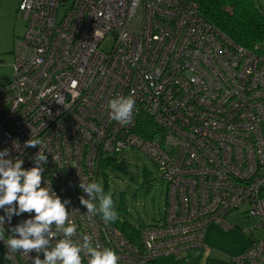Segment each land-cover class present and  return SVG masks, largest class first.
<instances>
[{
	"label": "built area",
	"instance_id": "obj_1",
	"mask_svg": "<svg viewBox=\"0 0 264 264\" xmlns=\"http://www.w3.org/2000/svg\"><path fill=\"white\" fill-rule=\"evenodd\" d=\"M19 11L27 30L13 79L0 86V151L27 170L40 147L26 141H43L41 186L70 201L74 239L89 235L93 246L113 249L118 264L168 256L187 264L199 250L209 257L207 229H232V212L258 218L264 229V54L206 21L200 0H23ZM133 90V121L121 126L109 101ZM129 148L168 183L164 217L138 229L137 244L79 200L88 198L80 176L98 182L102 159ZM29 216L5 218V239ZM36 255H9L0 241L7 264H33ZM230 262L264 264V237Z\"/></svg>",
	"mask_w": 264,
	"mask_h": 264
},
{
	"label": "clouds",
	"instance_id": "obj_2",
	"mask_svg": "<svg viewBox=\"0 0 264 264\" xmlns=\"http://www.w3.org/2000/svg\"><path fill=\"white\" fill-rule=\"evenodd\" d=\"M134 90L128 96H117L109 101L110 118L121 126H127L133 121L135 108ZM43 141L29 139L25 147H40L34 157V167L24 169L20 158L9 159L8 149L0 151V241L9 249V255L20 253L29 256L35 251L33 264H118L119 257L111 248H102L99 244L93 246L89 235L77 236V225L70 219L71 212L66 205L69 200H63L43 180V165L47 156L41 150ZM80 189L87 194L79 197L80 204L85 206L90 216L99 215L107 225L119 219L113 198L105 194L102 185L96 181L87 182L80 176ZM30 214L29 218L11 227L5 239V218L10 224L13 216ZM57 234L63 238L55 240ZM55 241V243H53ZM43 253V259L40 254Z\"/></svg>",
	"mask_w": 264,
	"mask_h": 264
},
{
	"label": "rangeland",
	"instance_id": "obj_3",
	"mask_svg": "<svg viewBox=\"0 0 264 264\" xmlns=\"http://www.w3.org/2000/svg\"><path fill=\"white\" fill-rule=\"evenodd\" d=\"M23 0H0V86L13 79L14 51L16 44L26 34L27 23L23 19L20 4ZM264 13V0H254ZM113 37L109 36L102 48L110 51ZM264 50V44H263ZM128 165V172L108 170L107 181L103 174L98 183L105 194L113 198L121 220L137 229L150 225L164 217L168 183L158 166L144 153L125 149L119 156ZM233 226L226 229L219 224H211L206 231L204 246L209 257L225 262L239 257L252 240L264 237V229L259 228L256 217L243 216L235 211L227 216ZM156 264H179L174 256L162 257Z\"/></svg>",
	"mask_w": 264,
	"mask_h": 264
},
{
	"label": "trees",
	"instance_id": "obj_4",
	"mask_svg": "<svg viewBox=\"0 0 264 264\" xmlns=\"http://www.w3.org/2000/svg\"><path fill=\"white\" fill-rule=\"evenodd\" d=\"M201 14L210 24L217 27L237 44L244 48L264 54V13L254 0H200ZM108 170L128 172V165L118 156L105 157L100 163V174L106 181ZM119 219L113 223L134 244L138 242V229L130 223ZM179 264H186L178 261ZM0 264H7L6 260L0 258ZM187 264H233L223 260L205 257L203 250L190 254Z\"/></svg>",
	"mask_w": 264,
	"mask_h": 264
}]
</instances>
